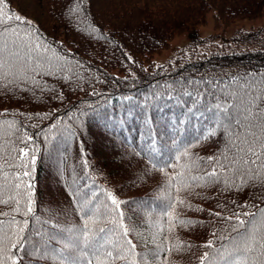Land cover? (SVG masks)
Instances as JSON below:
<instances>
[{
	"label": "trees",
	"instance_id": "1",
	"mask_svg": "<svg viewBox=\"0 0 264 264\" xmlns=\"http://www.w3.org/2000/svg\"><path fill=\"white\" fill-rule=\"evenodd\" d=\"M8 3L11 11L33 22L57 54L70 58L73 69L67 74L68 79L62 78L64 74L43 77L47 85L44 91L0 87V113L8 114L0 119L22 121L29 133H35L39 128H32V124L45 127L51 122L39 120L36 114L52 112L64 116L77 133L67 144L37 141L40 151L33 171L36 216L41 220L54 216L58 223L70 227L79 223V217L73 210L69 189L83 190L87 185L98 194L106 189L128 202L121 208L127 217L124 222L137 226L139 235L134 233L132 237L137 250L152 247L159 215L166 204V178L152 168L144 153L150 146L157 154L174 153L181 145L194 143L210 123L201 117L203 108L196 111L199 106L192 103L195 93L191 98L183 94L193 91L189 81L204 86L206 81L226 80L245 73L264 74V24L240 28L232 37L221 40L217 34L200 36L198 28L207 22L211 8L216 11L215 24L226 26L237 18L263 14L264 0H8ZM181 31H189L191 41L178 48L170 60L156 63L154 54L168 47L174 34ZM60 94L62 99L54 98ZM69 111L77 115L85 113L80 116L79 127L67 120L65 114ZM98 113H107L118 123L106 124ZM29 115L33 119H28ZM222 145L223 138L218 134L202 140L190 152L193 158L208 157L218 153ZM84 159L88 161L87 168ZM167 171L173 173L174 169L170 167ZM221 188L222 185L193 187L179 193L186 204L178 205L176 211L193 223L177 224L165 234L169 243L175 240L190 247L170 251L169 264H199V257L208 250L202 245L213 239V231L219 232L224 226L223 221L209 215L222 212L217 205L227 203L232 208L230 201L235 200L237 204L247 202L264 207V187L260 185L246 187L242 192H226ZM164 227L167 229L166 224ZM26 264L56 262L32 257L26 258Z\"/></svg>",
	"mask_w": 264,
	"mask_h": 264
},
{
	"label": "snow or ice",
	"instance_id": "2",
	"mask_svg": "<svg viewBox=\"0 0 264 264\" xmlns=\"http://www.w3.org/2000/svg\"><path fill=\"white\" fill-rule=\"evenodd\" d=\"M70 71V58L57 54L32 21L11 11L8 0H0V87L44 91L47 85L43 77L64 74L62 78L68 79ZM189 83L193 91L183 94L191 98L195 93L192 103L199 106L198 112L203 108L201 117L210 123L194 143L181 145L174 153L157 154L151 146L144 153L152 168L166 178V204L159 215L153 246L140 251L132 238L134 233L139 235L137 226L124 222L127 217L121 205L128 202L106 189L99 194L87 185L83 190L69 189L73 210L79 217V223L70 227L58 223L54 216L47 220L36 216L33 171L40 151L37 141L67 144L77 135L73 124L52 112L37 113L39 120L51 122L45 127L32 124L39 131L29 133L22 121L0 119V207L4 209L0 210V264H26V258L32 257L50 259L56 264H169L170 251L190 247L175 240L169 243L165 234L177 224L193 223L176 211L178 205L186 204L179 195L181 191L212 185H222L221 191L226 192L264 187V74L245 73L206 81L204 86L196 81ZM54 98L62 99V94ZM7 115L0 113V117ZM65 115L79 127L80 116L85 113L69 111ZM97 115L106 124L118 123L107 113ZM27 118L33 119L30 115ZM218 134L223 138L218 153L193 158L192 147ZM81 155L84 156L82 143ZM82 162L87 168V159ZM170 167L173 173L167 171ZM230 203L232 208L225 203L217 205L222 212H209L224 226L219 232L213 231V239L202 245L208 250L199 257V264H264V207L237 204L235 200Z\"/></svg>",
	"mask_w": 264,
	"mask_h": 264
},
{
	"label": "rangeland",
	"instance_id": "3",
	"mask_svg": "<svg viewBox=\"0 0 264 264\" xmlns=\"http://www.w3.org/2000/svg\"><path fill=\"white\" fill-rule=\"evenodd\" d=\"M215 12V9L211 8L208 13L207 22L199 26L198 34L200 36L217 34V38L221 40L223 38L232 37L233 34L240 28H253L264 24L263 13L252 18H237L231 24L226 26L216 25L214 21ZM33 13H35V11H32L31 14L34 15ZM190 41L191 35L189 31L176 32L170 40L169 46L154 54V61L156 63H164L170 60L178 48L187 45Z\"/></svg>",
	"mask_w": 264,
	"mask_h": 264
}]
</instances>
